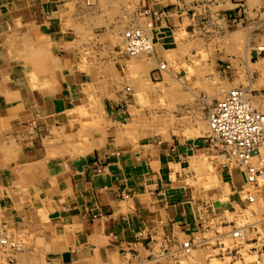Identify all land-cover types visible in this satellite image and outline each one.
<instances>
[{
  "label": "crops",
  "instance_id": "obj_1",
  "mask_svg": "<svg viewBox=\"0 0 264 264\" xmlns=\"http://www.w3.org/2000/svg\"><path fill=\"white\" fill-rule=\"evenodd\" d=\"M132 26L154 49L131 60L115 48ZM263 51L264 0H0V229L20 244L0 264H175L168 245L233 223L264 252V184L250 203L242 170L214 158L206 178L207 136L132 126L140 80L198 59L225 88L206 103L239 87L264 110Z\"/></svg>",
  "mask_w": 264,
  "mask_h": 264
},
{
  "label": "rangeland",
  "instance_id": "obj_2",
  "mask_svg": "<svg viewBox=\"0 0 264 264\" xmlns=\"http://www.w3.org/2000/svg\"><path fill=\"white\" fill-rule=\"evenodd\" d=\"M121 39L122 41L115 48V52L122 56L132 60L147 53L131 56L122 53L124 31ZM262 56H264V51ZM255 60L256 58H253L250 64L255 66L257 64ZM178 67H175L177 73L165 77L166 83L164 84L157 83L158 81L154 79L140 80L141 86L137 91L139 100L134 108L135 117L132 122V126L136 130L142 129L143 131H150V133L156 130L157 134L160 135H157L158 138L173 136L191 139L208 136L207 115L211 100H209L210 104L206 103L203 100V92L212 93V89L215 87L218 88L219 92H224L225 88H222L216 72L212 68L202 66L200 59L192 67L190 66L187 73L184 72L185 67H182L184 70ZM179 70H183V72H178ZM210 76H213L214 79L211 80ZM258 77L261 81V78H264V73H259ZM256 92L258 90L254 91V93ZM222 96L221 93L219 98ZM86 126L87 122L83 121L75 128L82 129L83 133ZM73 138L83 142L88 139L85 136H74ZM79 148L81 147L79 146ZM79 148L76 150L79 151ZM214 158L211 156V164H208L206 177L212 180L216 178L217 173L216 164H212ZM237 227L238 225H234V223L233 226L220 227L221 230H227L226 237L222 236L219 239L216 236L206 247L200 244L193 246L188 254L180 251L171 257L175 260V264H264V252L261 243L254 242L257 241L255 231L251 228H245L242 235L234 236L233 230Z\"/></svg>",
  "mask_w": 264,
  "mask_h": 264
},
{
  "label": "built area",
  "instance_id": "obj_3",
  "mask_svg": "<svg viewBox=\"0 0 264 264\" xmlns=\"http://www.w3.org/2000/svg\"><path fill=\"white\" fill-rule=\"evenodd\" d=\"M154 16L163 12L153 10ZM147 27H151L148 24ZM154 40L143 26H132L124 31V47L122 53L137 55L151 53ZM166 63L159 64L157 70H165ZM209 134L207 139L213 148L217 162L226 168H238L245 175V190L250 203L264 184V110L258 108L250 94L244 88H232L209 105ZM246 226L233 230L234 236L242 235ZM169 246V245H168ZM163 249L160 255H174L177 252H191L194 244L187 240L174 250ZM20 244L3 233L0 229V255L17 251ZM145 264V263H142ZM146 264H152L147 261Z\"/></svg>",
  "mask_w": 264,
  "mask_h": 264
},
{
  "label": "bare ground",
  "instance_id": "obj_4",
  "mask_svg": "<svg viewBox=\"0 0 264 264\" xmlns=\"http://www.w3.org/2000/svg\"><path fill=\"white\" fill-rule=\"evenodd\" d=\"M144 53V52H143ZM154 53V52H153ZM129 56V55H128ZM131 56V55H130ZM47 60V59H46ZM49 61V60H48ZM143 61V60H142ZM153 61H154V59H153ZM50 62H52V61H50ZM46 63V62H45ZM49 65L51 66V63H49ZM159 66V65H158ZM141 93V92H140ZM209 126V125H208ZM209 128V127H208ZM150 133V132H149ZM82 152V151H81ZM79 153H80V151H79ZM234 234V233H233ZM15 240V239H14Z\"/></svg>",
  "mask_w": 264,
  "mask_h": 264
}]
</instances>
